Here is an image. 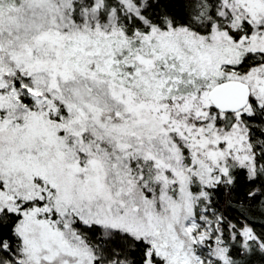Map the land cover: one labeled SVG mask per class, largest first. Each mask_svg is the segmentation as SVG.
Returning a JSON list of instances; mask_svg holds the SVG:
<instances>
[{
	"label": "snow or ice",
	"instance_id": "obj_1",
	"mask_svg": "<svg viewBox=\"0 0 264 264\" xmlns=\"http://www.w3.org/2000/svg\"><path fill=\"white\" fill-rule=\"evenodd\" d=\"M0 264H264V0H0Z\"/></svg>",
	"mask_w": 264,
	"mask_h": 264
}]
</instances>
